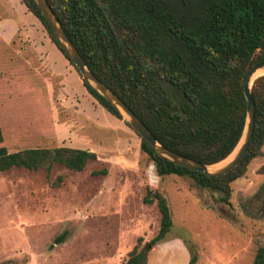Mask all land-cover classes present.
Returning a JSON list of instances; mask_svg holds the SVG:
<instances>
[{"label": "rangeland", "instance_id": "obj_1", "mask_svg": "<svg viewBox=\"0 0 264 264\" xmlns=\"http://www.w3.org/2000/svg\"><path fill=\"white\" fill-rule=\"evenodd\" d=\"M2 3L5 16L31 22L19 0ZM40 48L28 38H0V145L68 146L96 158L82 170L56 163L48 173L12 167L0 174V264H125L138 237L146 264H187L191 251L196 264H251L264 246V143L230 182L227 200L187 175L159 176L123 116L117 131L102 105L98 115L86 98L78 105L61 93L48 64L32 57ZM98 169L105 172L92 173ZM148 189L165 195L173 221L154 245L160 213L142 201Z\"/></svg>", "mask_w": 264, "mask_h": 264}, {"label": "trees", "instance_id": "obj_2", "mask_svg": "<svg viewBox=\"0 0 264 264\" xmlns=\"http://www.w3.org/2000/svg\"><path fill=\"white\" fill-rule=\"evenodd\" d=\"M46 1L88 68L135 112L159 143L205 164L231 153L245 124L244 75L264 62V0ZM21 2L81 76L34 0ZM82 81L100 105L122 119L114 105ZM251 94L255 112L249 146L223 175L210 176L166 159L132 127L156 174L187 175L227 200L230 182L245 172L264 143V74L253 80ZM95 158L94 151L68 146L9 151L0 145V174L12 167L48 173L56 163L82 170ZM102 172L105 169L92 171ZM142 201L155 202L160 213L158 231L149 241L154 245L173 225L170 208L160 191L148 189ZM140 240L128 251L125 264H146ZM190 253L187 264H196V252ZM251 264H264V246L256 249Z\"/></svg>", "mask_w": 264, "mask_h": 264}, {"label": "water", "instance_id": "obj_3", "mask_svg": "<svg viewBox=\"0 0 264 264\" xmlns=\"http://www.w3.org/2000/svg\"><path fill=\"white\" fill-rule=\"evenodd\" d=\"M38 9L40 10L44 20L50 27L55 38L59 41L60 46L64 49L66 54L70 57L72 62L77 66L81 73V76L85 82H87L92 88L104 96L120 114L129 122V124L135 129V131L143 138H145L155 149V151L165 157L166 159L179 164L184 165L193 170H200L210 176H219L227 173L231 170L238 161L243 157L246 152L249 142L252 136L254 128V100L251 94V85L253 80L264 74V72L255 75L257 71H264V62L256 63L251 66L245 73L243 78V91L246 98V118L244 128L239 141L234 149L231 151L229 159L224 164L209 169L213 164H205L195 159L189 158L185 155L177 153L161 143H159L152 132L144 124V122L135 114V112L116 94L114 93L104 82H102L95 74L88 68L85 61L81 57L80 53L67 36L63 27L59 23L57 17L52 11L51 7L46 0H34ZM225 159V158H224ZM223 159V160H224ZM221 160V161H223ZM219 161V162H221ZM217 162V163H219ZM216 164V163H214ZM154 165V163H153Z\"/></svg>", "mask_w": 264, "mask_h": 264}, {"label": "crops", "instance_id": "obj_4", "mask_svg": "<svg viewBox=\"0 0 264 264\" xmlns=\"http://www.w3.org/2000/svg\"><path fill=\"white\" fill-rule=\"evenodd\" d=\"M3 1L4 0H0V38H2L5 42H11L13 39H15V37L31 39L32 44H35L37 41H39L43 45V48H40L39 52H34L33 50L32 57L36 58V61H38L40 64H48H46L47 68L58 78V82L60 83L59 90L61 93L67 97H69V95L70 97L76 96L78 105L81 98H86L88 106H92L96 114L100 115L96 109L101 110L100 112H104V110L99 107V103L96 101V99L87 91L77 70L57 48L55 43L52 42L46 30H43L44 27L41 21L27 9L21 0H19L21 11H25V13L28 15L32 14L30 19L31 22L28 21L27 23H24L21 20L14 19L12 16H5L4 4L2 3ZM12 31H15L16 34L11 35ZM65 77H68L69 80L66 81ZM66 84L69 86H66ZM73 86H77V89L75 90ZM102 114L103 116L105 114L108 123L112 124L116 130H121L119 129L122 126L121 120L107 111ZM175 241H178V239ZM184 263L186 264V262Z\"/></svg>", "mask_w": 264, "mask_h": 264}, {"label": "bare ground", "instance_id": "obj_5", "mask_svg": "<svg viewBox=\"0 0 264 264\" xmlns=\"http://www.w3.org/2000/svg\"><path fill=\"white\" fill-rule=\"evenodd\" d=\"M262 72H264V71L259 70V71L256 72L255 75H258V74H260V73H262ZM230 155H231V154H230ZM230 155H229L228 157H230ZM228 157H227V158H228ZM227 158H225L223 161H225ZM223 161H221V162H223ZM221 162H219V163H217V164H213V165H211L209 169H213V167L217 166V165L220 164Z\"/></svg>", "mask_w": 264, "mask_h": 264}]
</instances>
